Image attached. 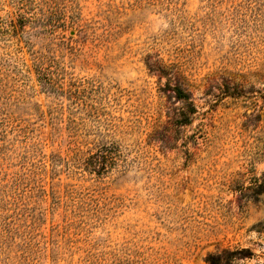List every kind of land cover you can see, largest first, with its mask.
Returning <instances> with one entry per match:
<instances>
[{
    "label": "rangeland",
    "instance_id": "obj_1",
    "mask_svg": "<svg viewBox=\"0 0 264 264\" xmlns=\"http://www.w3.org/2000/svg\"><path fill=\"white\" fill-rule=\"evenodd\" d=\"M0 264H264V0H0Z\"/></svg>",
    "mask_w": 264,
    "mask_h": 264
},
{
    "label": "trees",
    "instance_id": "obj_2",
    "mask_svg": "<svg viewBox=\"0 0 264 264\" xmlns=\"http://www.w3.org/2000/svg\"><path fill=\"white\" fill-rule=\"evenodd\" d=\"M174 89L176 90L179 98H183V99H187L188 98L187 95L185 93H183L180 88L175 87ZM185 120H188V119L186 118Z\"/></svg>",
    "mask_w": 264,
    "mask_h": 264
}]
</instances>
